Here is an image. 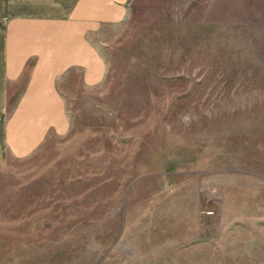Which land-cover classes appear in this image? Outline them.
I'll return each mask as SVG.
<instances>
[{"label": "rangeland", "instance_id": "1", "mask_svg": "<svg viewBox=\"0 0 264 264\" xmlns=\"http://www.w3.org/2000/svg\"><path fill=\"white\" fill-rule=\"evenodd\" d=\"M243 3L131 0L89 36L102 81L69 72L66 130L0 163V264H264V1Z\"/></svg>", "mask_w": 264, "mask_h": 264}, {"label": "crops", "instance_id": "2", "mask_svg": "<svg viewBox=\"0 0 264 264\" xmlns=\"http://www.w3.org/2000/svg\"><path fill=\"white\" fill-rule=\"evenodd\" d=\"M130 6L131 0H0L1 164L32 153L49 131L66 130L58 82L71 71L80 87L102 81L105 62L89 36L122 23Z\"/></svg>", "mask_w": 264, "mask_h": 264}]
</instances>
